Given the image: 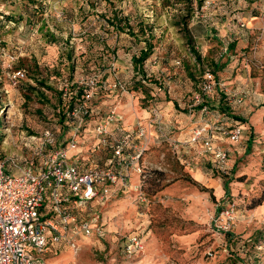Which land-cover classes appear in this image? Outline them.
Segmentation results:
<instances>
[{
  "label": "rangeland",
  "instance_id": "1",
  "mask_svg": "<svg viewBox=\"0 0 264 264\" xmlns=\"http://www.w3.org/2000/svg\"><path fill=\"white\" fill-rule=\"evenodd\" d=\"M192 3L188 27L199 64L176 25L186 9L172 0H0V160L24 159L45 130L54 133L57 147L65 146L71 136L66 128L69 104L68 97L60 96L66 90L74 92L76 86L82 94L90 91L86 104L93 113L69 156L77 153L80 162L89 160L92 166L106 163V152L94 151L93 146L94 127L108 114L121 117L122 129L138 124L145 129L147 148L141 159L148 171L141 180L145 203L136 192L113 190L106 200L73 208L78 220L96 219L105 235L81 239L76 253L68 251V264H264V220L257 215L264 206L263 128L261 133L257 126L256 132L244 131L242 141L233 147L229 175L210 168L204 172L197 164L201 157L178 159L171 147L181 140L174 137L178 126L170 131L171 137L166 135L164 113L156 104L164 100L170 79L181 72L188 89L185 106L180 107L182 118L189 127L214 123L218 88L208 113L191 114L188 106L206 69L230 91L232 80L214 67L224 69L228 64L231 73L232 56L238 63L236 73L245 74L241 88H253L264 112V0ZM196 14L209 32L198 41L191 31ZM249 16L255 22L249 23ZM227 43L233 48L224 49ZM148 46L151 54L142 64L143 73L136 74L134 58ZM18 70L24 77L13 85ZM147 84L162 86L163 91H147ZM257 110L258 106L249 115ZM128 116L132 121L127 124ZM249 138L252 143L247 147ZM227 178L228 195L223 189ZM232 204L234 218L227 235L217 227L223 223L220 212ZM132 235H140L144 249L128 256L123 246Z\"/></svg>",
  "mask_w": 264,
  "mask_h": 264
},
{
  "label": "built area",
  "instance_id": "2",
  "mask_svg": "<svg viewBox=\"0 0 264 264\" xmlns=\"http://www.w3.org/2000/svg\"><path fill=\"white\" fill-rule=\"evenodd\" d=\"M195 18L199 19V15L196 14ZM23 77V71L15 72L13 85ZM216 88L226 96L228 106L242 105L247 95L243 88L227 91L206 69L199 90L191 96L189 113L194 114L196 110L201 115L208 113L210 108L206 101ZM162 91L160 86L154 92L160 94ZM62 96L69 98L70 93L66 90ZM90 96V91L84 90L81 102L67 106L71 136L65 146L57 147L54 133L45 130L37 143L27 146L30 151L27 157L0 160V264H34L35 258L46 255L49 244L62 243L76 253L81 239L103 236V229L96 219L78 220L72 211L91 202L106 200L113 190L136 192L140 203H145L141 182L148 171L141 164V159L146 152L147 138L141 124L133 131H126L120 127L121 117L114 113L96 124L94 151H105L108 156L100 168L92 165L80 168L77 153L69 156L70 151L76 150L80 132L93 113L86 104ZM215 134L230 144H237L242 128L232 125L217 127V122L207 121L194 127L185 140L172 142L171 147L177 151L201 144L196 155H210L213 167L226 174L228 151L215 143ZM132 176L137 177L134 185L131 184ZM234 211L232 204L220 212L223 223L217 229L221 233L231 229ZM143 249L140 237L125 238L123 252L126 255L142 253ZM207 255L212 254L208 252Z\"/></svg>",
  "mask_w": 264,
  "mask_h": 264
},
{
  "label": "crops",
  "instance_id": "3",
  "mask_svg": "<svg viewBox=\"0 0 264 264\" xmlns=\"http://www.w3.org/2000/svg\"><path fill=\"white\" fill-rule=\"evenodd\" d=\"M250 18V22H255L256 18H253V16H249ZM248 18V19H249ZM194 23L191 24V31H192V35L195 38V40H199L200 38H205V36H209V32L207 34V29L205 30L202 24H200V21L198 19L194 18ZM229 44H223L224 49L228 50L229 49ZM233 46V45H232ZM231 47V46H230ZM228 48V49H227ZM229 66L231 67L232 72L230 73L228 64L227 66L224 67H220L219 70H217L218 72L220 70H224L226 69V71L222 72L220 71V73L222 75H226L229 76L228 80H232V82L230 83V91H236L241 89V86L243 85V81L241 79H243L245 77L244 72L241 73H236L235 69L238 66L237 60L236 58H233L232 56H229ZM226 72H229V74H226ZM219 77H221L219 75ZM172 80V81H171ZM167 90H165L163 96V101L160 100L158 103H156L159 109H161V111L164 113V117H165V128H163L164 132L166 133V135H170V131L173 129V127H177L178 126V132L176 133V136H174L175 138L178 137L177 139H181V140H185L186 138H188V136L191 133V130L195 127L192 126L189 127V122L188 120H186V118H182L183 112L180 111V107H184L185 103L184 100L186 99L185 97L187 96V91L188 89H186L185 87V81L183 79V75H181L178 73L177 77H173L172 79H170V82L167 84ZM249 89V90H248ZM246 89L247 95L244 99V103L240 106H228L230 109V113L231 116H236L238 118V120H234L237 122L238 126H240L242 128V136L240 141H242L243 139V134L244 131L249 128V129H253L254 132H256V126L259 128V132L261 133V130H264V124H263V116H264V112H262L263 107H259V105L262 103V99L261 97L253 90V88H248ZM215 100H212V102ZM217 104V103H216ZM258 106V110L254 111L257 112L256 114H252L249 115L250 111H253V109L255 107ZM243 107V108H242ZM179 112V113H178ZM127 124L131 123L132 119L128 116V119L126 120ZM263 121V122H262ZM126 124V125H127ZM199 125V124H196ZM124 130L126 131H133V129L130 128H125ZM180 131V132H179ZM179 135V136H178ZM171 137V135H170ZM173 137V138H174ZM215 143L218 145H221L222 147H225L228 151V168H231L229 165L230 160L232 159L231 156L234 155V152L236 149L235 146L237 144L240 143V141L237 144H230L228 143L226 140H223L219 137H217L216 139H214ZM247 147L249 146V144L252 143V138H249V140L247 141ZM157 144H159V142H157ZM201 144L198 145H193V146H189V147H183L180 148L179 150H177V154L178 155V159L181 161L184 158L191 157L190 159L192 160H196V152L199 149ZM234 147V148H233ZM233 149V150H232ZM108 157V156H107ZM197 164L201 165L204 170V172H207L208 169L210 168L211 172L213 171V164H212V157L210 155H205L201 157V161H199ZM204 165H207L209 167H205ZM234 165L232 166L233 169ZM208 168V169H207ZM207 170V171H206ZM229 174V173H228ZM134 178H136V176H134ZM133 181H135L136 179H131ZM212 183H216V182H212ZM258 210V209H257ZM257 210H256V214H257ZM258 216H262V219L264 220V206L262 207V211L257 214ZM105 234H103L102 237H104ZM132 236H138L140 237V235H132ZM70 249L65 245V244H49L48 247V252L46 253V255H44L41 258H35L34 264H68V259H69V252ZM32 256V255H31Z\"/></svg>",
  "mask_w": 264,
  "mask_h": 264
},
{
  "label": "trees",
  "instance_id": "4",
  "mask_svg": "<svg viewBox=\"0 0 264 264\" xmlns=\"http://www.w3.org/2000/svg\"><path fill=\"white\" fill-rule=\"evenodd\" d=\"M174 2L175 5H182L185 7L186 9V13L185 15L182 17V19L176 23L177 26H180V31L183 32L184 34V39L186 40V44L188 47H190L189 51L191 53V55H193L195 61L197 64H199L201 62V59H200V56L197 54V52L194 51L193 49V39H192V36H191V33H190V30H189V27H188V24H189V21L193 15V8H192V0H172ZM197 4L198 6H201L202 4V0H197ZM195 18V16H194ZM196 19V18H195ZM233 46L230 47V49H232ZM151 54V48L148 46L147 49H144V50H141L140 53H139V56L137 58H134V65H135V70L137 71L136 74H142L143 71H142V64L144 61H146L149 57V55ZM221 66L219 65H216L214 68H215V71L219 70ZM214 75V74H213ZM215 76V75H214ZM144 78V77H143ZM216 78V77H215ZM145 83V81L142 79V80H138V86H143V84ZM145 85V84H144ZM148 87V90L147 91H151V92H154L155 91V86H150L149 84L146 85ZM75 88V87H74ZM73 88V91L74 92H70V97L67 98L68 99V104L71 106H73L74 104L78 103V102H81V96H82V90H79L80 88L78 86H76V88L74 89ZM77 88H79L77 91ZM76 90V91H75ZM150 92V93H151ZM63 94V92H62ZM61 94V99H64L63 96ZM219 94H220V98H221V101L220 99L217 100V104H215L214 106H212V108H216L213 110V116H214V121L213 122H217V127H231L232 126H238L237 122L234 121V120H238V118L236 116H231V113H230V109L227 105V99H226V96L223 95V93L221 91H219ZM147 95V94H146ZM215 94H213L209 99H208V102L206 101V104L209 106V108L211 107L209 105V101H212L214 100V96ZM225 105V106H224ZM61 108L64 107V104L61 103ZM224 107V108H222ZM91 117V116H90ZM62 120L65 119V116L62 115ZM234 119V120H233ZM88 120V119H87ZM2 127V123L0 121V144L2 143V139H3V134L1 132V128ZM67 130H70V126L68 125L67 127ZM81 161V160H80ZM78 160V166L80 168H85V167H88L89 166V160L85 161V162H80ZM104 165L103 164H96V165H93L94 167L96 168H100ZM213 171L219 175H229L231 170L229 168L226 169V174L222 173V172H218L214 167H213ZM229 173V174H228ZM153 175V174H152ZM231 182V179L230 178H227L226 181L223 182V189L226 193V195L229 194V183ZM260 203V201H258L257 203H255L254 205L255 206H258ZM227 235H229L228 233H225ZM236 244V243H235Z\"/></svg>",
  "mask_w": 264,
  "mask_h": 264
}]
</instances>
